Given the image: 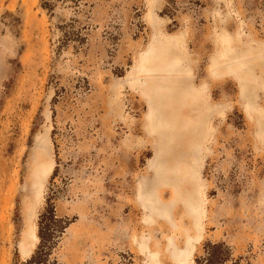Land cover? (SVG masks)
I'll use <instances>...</instances> for the list:
<instances>
[{
	"label": "rangeland",
	"instance_id": "374dc122",
	"mask_svg": "<svg viewBox=\"0 0 264 264\" xmlns=\"http://www.w3.org/2000/svg\"><path fill=\"white\" fill-rule=\"evenodd\" d=\"M49 196L60 264H264V0H0V264Z\"/></svg>",
	"mask_w": 264,
	"mask_h": 264
},
{
	"label": "crops",
	"instance_id": "0c3cea01",
	"mask_svg": "<svg viewBox=\"0 0 264 264\" xmlns=\"http://www.w3.org/2000/svg\"><path fill=\"white\" fill-rule=\"evenodd\" d=\"M195 110L197 109L196 111V117L197 119H200L198 122L201 123V119L205 118V112L207 110V107H206V104L204 103H200V105L197 106V108H194ZM204 131H203V128L201 127V129L199 130V134H198V144L202 142L203 138H204ZM191 139V140H190ZM194 140L190 137L188 138L187 140V146H189L188 149L186 150H183V153L186 157V161L185 162H174L173 159H172V162H174L172 164V169L174 170H178V169H182L183 171V176L180 178V179H175L173 182L174 186H176V188H180L178 191H179V195H183V198L184 200H187L188 201V206H187V211L190 213L189 215H191L193 218H198L200 219L201 218V212L199 211V206L197 207V201L195 200L194 196H195V193H194V189H195V181H194V177H195V153H196V150L191 147L193 144H194ZM190 143V145H189ZM193 148V150H192ZM160 160V156L157 155L155 160L152 161L150 164V167L151 169H153L154 171H159L158 173H160V170L162 171L161 176L162 179L165 178V180H169V176H166L165 175V172L164 171V167H162V163L159 161ZM183 161V160H182ZM179 164L183 165V168H180ZM173 166H178V167H173ZM170 167V166H169ZM163 169V170H162ZM166 169V168H165ZM157 173L158 177H159V174ZM178 178V177H176ZM181 187H183V192L181 191ZM146 191V190H145ZM143 191L141 193V200L143 201L144 200V197L146 196V198L150 199L149 197L151 196V201L150 202V205L147 203V200L143 203V205L147 208H149V211L151 213H157L159 212V208H160V205L156 204L159 208L157 209L155 207V204L154 202L156 203V199L153 201V195H150L149 194V191L145 192ZM151 193V192H150ZM160 198V197H159ZM158 198V199H159ZM160 200V199H159ZM199 224L200 223H194L192 226L194 227L193 231L197 232L195 234V236L193 237L192 235H187L185 238V245H186V248L185 249H178L177 248V244L173 243L174 246H173V255H172V258L173 259V262L174 264H178L177 262H179L180 260H183V258H186L191 250V246L195 243L197 244L200 239L202 238V233L199 231L198 227H199Z\"/></svg>",
	"mask_w": 264,
	"mask_h": 264
},
{
	"label": "trees",
	"instance_id": "16d2710c",
	"mask_svg": "<svg viewBox=\"0 0 264 264\" xmlns=\"http://www.w3.org/2000/svg\"><path fill=\"white\" fill-rule=\"evenodd\" d=\"M48 6V5H43ZM66 226L63 220L58 218L55 211V204L52 197L47 198L44 212L40 216L38 237L39 246L34 254L26 261H21L15 257L13 264H60L54 257L53 251L58 242V238L64 233Z\"/></svg>",
	"mask_w": 264,
	"mask_h": 264
}]
</instances>
